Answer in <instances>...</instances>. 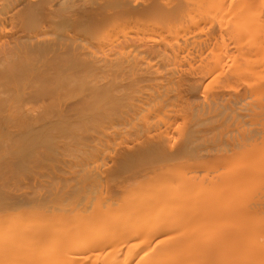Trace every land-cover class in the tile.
<instances>
[{"label":"bare ground","instance_id":"obj_1","mask_svg":"<svg viewBox=\"0 0 264 264\" xmlns=\"http://www.w3.org/2000/svg\"><path fill=\"white\" fill-rule=\"evenodd\" d=\"M0 264H264V0H0Z\"/></svg>","mask_w":264,"mask_h":264}]
</instances>
